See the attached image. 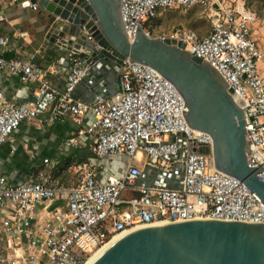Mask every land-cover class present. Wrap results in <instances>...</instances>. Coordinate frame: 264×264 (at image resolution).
Wrapping results in <instances>:
<instances>
[{
	"label": "built area",
	"instance_id": "obj_1",
	"mask_svg": "<svg viewBox=\"0 0 264 264\" xmlns=\"http://www.w3.org/2000/svg\"><path fill=\"white\" fill-rule=\"evenodd\" d=\"M29 8L39 10L36 4ZM194 8L205 13L210 26L206 35L178 27L156 38L183 44L232 90L244 115L247 164L264 183V51L253 33L256 16L220 0H121L123 28L130 42L139 29L155 38L151 30L160 13ZM82 34L93 51L102 50L85 26ZM27 38L19 30L11 38L0 37V148L22 123L40 121L46 127L70 120L81 128L79 140L70 139L65 146L86 147L95 160L43 159L18 185L0 176V264H84L113 238L159 224L219 220L264 225L259 197L217 170L211 153L198 152L202 147L211 152L212 139L188 126L185 101L170 81L149 66L124 60L117 72L118 93L88 105L75 98V89L89 70L93 51L66 48L64 82L55 86L47 69L32 57H4L18 39ZM8 77L32 87L26 104L19 105L3 91ZM180 150L185 152L181 159ZM107 157L127 159L120 176L100 177V161ZM180 163V189L138 185L145 166L168 174Z\"/></svg>",
	"mask_w": 264,
	"mask_h": 264
},
{
	"label": "water",
	"instance_id": "obj_2",
	"mask_svg": "<svg viewBox=\"0 0 264 264\" xmlns=\"http://www.w3.org/2000/svg\"><path fill=\"white\" fill-rule=\"evenodd\" d=\"M14 8L36 4L46 15L44 41L68 59L66 48L93 51L82 28L93 32L102 48L88 58L89 70L75 89V98L91 105L118 93L117 72L124 60L146 65L170 81L185 101V120L212 139L199 153H211L215 168L243 182L264 204V183L247 164L249 143L245 120L222 77L206 62L172 39L147 37L138 30L130 42L123 28L121 0H9ZM173 142V139L171 140ZM184 150L178 152L181 159ZM264 171V168H260ZM183 165L171 173L145 166L138 185L178 190ZM57 203L50 209L58 206ZM92 264H264V225L219 220H193L132 231L104 250Z\"/></svg>",
	"mask_w": 264,
	"mask_h": 264
},
{
	"label": "crops",
	"instance_id": "obj_3",
	"mask_svg": "<svg viewBox=\"0 0 264 264\" xmlns=\"http://www.w3.org/2000/svg\"><path fill=\"white\" fill-rule=\"evenodd\" d=\"M27 7L14 8L9 0H0V37L11 38L13 31L19 30L27 35V41L17 40L12 52L4 54L5 58L21 56L32 57L33 61L48 71V77L55 86H61L67 70V59L52 52L44 41L43 25L46 15ZM3 91L19 105L26 104L31 97L32 87L21 83L16 77H8L2 86ZM46 118V115L43 119ZM90 117L85 120V126ZM40 121L22 123L12 137L0 148V176L9 178L11 185H18L23 177L39 165L43 159L65 163L75 160H95L94 155L86 147H69L65 143L77 139L80 126L67 120L46 127ZM80 137V136H79ZM85 141L86 137H80ZM105 175L120 176L126 168L124 157H107L102 159Z\"/></svg>",
	"mask_w": 264,
	"mask_h": 264
},
{
	"label": "rangeland",
	"instance_id": "obj_4",
	"mask_svg": "<svg viewBox=\"0 0 264 264\" xmlns=\"http://www.w3.org/2000/svg\"><path fill=\"white\" fill-rule=\"evenodd\" d=\"M222 1L226 7L230 6L232 9L238 10L244 8L256 16L253 33L264 51V0H220V2ZM178 27L197 32L200 36H204L210 31L209 22L201 9L194 8L189 11L174 9L160 13L152 27L151 35L152 37L160 35L167 37Z\"/></svg>",
	"mask_w": 264,
	"mask_h": 264
},
{
	"label": "bare ground",
	"instance_id": "obj_5",
	"mask_svg": "<svg viewBox=\"0 0 264 264\" xmlns=\"http://www.w3.org/2000/svg\"><path fill=\"white\" fill-rule=\"evenodd\" d=\"M235 101L236 103L238 104V101L237 99L235 98ZM159 225H164V224H159ZM157 226V225H156ZM138 229H141V228H136V229H133L125 234H121L115 238H113L108 244L104 245L103 247L95 250L87 259V261L84 263V264H92L94 262V260L104 251L106 250L110 245H112L115 241H117L119 238L123 237L124 235L132 232V231H135V230H138Z\"/></svg>",
	"mask_w": 264,
	"mask_h": 264
}]
</instances>
